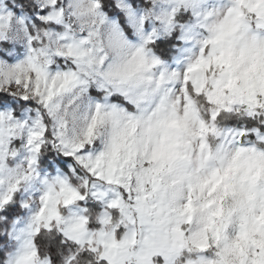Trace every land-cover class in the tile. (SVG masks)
<instances>
[{"label": "clouds", "instance_id": "obj_1", "mask_svg": "<svg viewBox=\"0 0 264 264\" xmlns=\"http://www.w3.org/2000/svg\"><path fill=\"white\" fill-rule=\"evenodd\" d=\"M0 264H264V0H0Z\"/></svg>", "mask_w": 264, "mask_h": 264}]
</instances>
